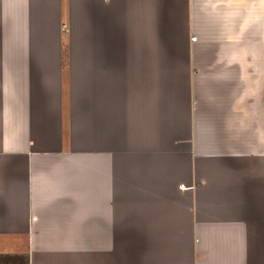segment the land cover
<instances>
[{
  "label": "crops",
  "instance_id": "obj_1",
  "mask_svg": "<svg viewBox=\"0 0 264 264\" xmlns=\"http://www.w3.org/2000/svg\"><path fill=\"white\" fill-rule=\"evenodd\" d=\"M0 264H264V0H0Z\"/></svg>",
  "mask_w": 264,
  "mask_h": 264
}]
</instances>
